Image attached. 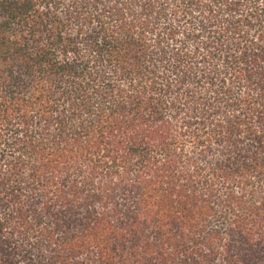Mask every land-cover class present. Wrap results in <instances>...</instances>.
Masks as SVG:
<instances>
[{
	"label": "trees",
	"instance_id": "1",
	"mask_svg": "<svg viewBox=\"0 0 264 264\" xmlns=\"http://www.w3.org/2000/svg\"><path fill=\"white\" fill-rule=\"evenodd\" d=\"M0 264H264V0H0Z\"/></svg>",
	"mask_w": 264,
	"mask_h": 264
}]
</instances>
